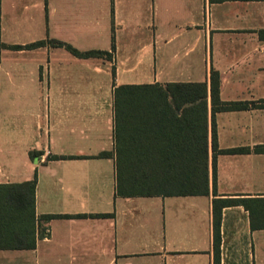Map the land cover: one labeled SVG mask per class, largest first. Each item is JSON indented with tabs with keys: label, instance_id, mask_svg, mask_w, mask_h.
Returning a JSON list of instances; mask_svg holds the SVG:
<instances>
[{
	"label": "crops",
	"instance_id": "0c3cea01",
	"mask_svg": "<svg viewBox=\"0 0 264 264\" xmlns=\"http://www.w3.org/2000/svg\"><path fill=\"white\" fill-rule=\"evenodd\" d=\"M0 14V185L37 177L36 247L0 249V264H215V201L264 197V0H0ZM136 70L152 85L217 72L222 102L256 104L216 113L219 150L251 152L217 154L214 185L209 100L208 195L117 196L116 159L100 155L115 152V88L144 84ZM200 137L195 116H168L147 153L191 169L179 159ZM221 215L220 264H257L264 230L242 205Z\"/></svg>",
	"mask_w": 264,
	"mask_h": 264
},
{
	"label": "trees",
	"instance_id": "16d2710c",
	"mask_svg": "<svg viewBox=\"0 0 264 264\" xmlns=\"http://www.w3.org/2000/svg\"><path fill=\"white\" fill-rule=\"evenodd\" d=\"M1 24V14H0ZM44 42L25 46L35 48ZM65 46L80 58H92L111 54L101 51L79 52ZM3 45L0 44V47ZM5 47V45H4ZM24 47V48H25ZM22 49L23 46H12ZM221 79L217 72L208 83H170L121 85L114 91L115 152H105L100 157L116 159V194L121 197L208 195L209 141L208 105H212V144L214 150V185L216 183V156L222 154H248L249 148L219 150L215 115L222 111L248 110L255 106L249 102H222ZM189 104V105H188ZM195 116L201 125L200 151L196 155L180 156L181 166L191 169H163V158L147 153L146 135L160 134L163 120L168 116ZM187 128L192 123L185 122ZM190 128V127H189ZM192 145V144H191ZM257 153H264V147ZM35 156L34 153L31 154ZM54 159H60L54 157ZM37 177L23 184L0 185V249H34L36 247L35 189ZM220 204V210L217 204ZM242 205L249 212L252 231L264 230V197L215 201L214 234L216 263L220 264L221 210L226 206ZM109 214L80 215L77 217H110ZM64 215H43L40 220L70 218ZM32 226V227H30ZM32 228V230H31ZM31 235L32 239H29ZM41 229L40 236H45Z\"/></svg>",
	"mask_w": 264,
	"mask_h": 264
},
{
	"label": "rangeland",
	"instance_id": "374dc122",
	"mask_svg": "<svg viewBox=\"0 0 264 264\" xmlns=\"http://www.w3.org/2000/svg\"><path fill=\"white\" fill-rule=\"evenodd\" d=\"M145 28L143 30V35H145ZM137 77L133 78L132 81H137V83H148L146 79V70H136ZM133 76V75H131ZM254 244L256 245L257 254V264H264V232L258 233L254 237Z\"/></svg>",
	"mask_w": 264,
	"mask_h": 264
}]
</instances>
